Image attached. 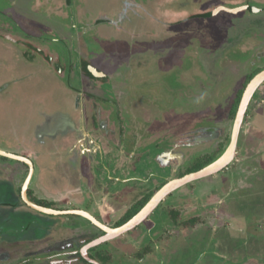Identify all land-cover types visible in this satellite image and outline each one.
<instances>
[{"label": "rangeland", "instance_id": "rangeland-1", "mask_svg": "<svg viewBox=\"0 0 264 264\" xmlns=\"http://www.w3.org/2000/svg\"><path fill=\"white\" fill-rule=\"evenodd\" d=\"M218 6L250 8L198 16ZM84 61L104 79L86 78ZM262 69L264 0H0V149L32 161L30 201L114 227L148 190L227 149L240 90ZM249 124L264 129V81L236 158L93 248L100 263L264 264V133ZM28 173L0 156V264L102 234L83 216L29 207Z\"/></svg>", "mask_w": 264, "mask_h": 264}, {"label": "water", "instance_id": "water-1", "mask_svg": "<svg viewBox=\"0 0 264 264\" xmlns=\"http://www.w3.org/2000/svg\"><path fill=\"white\" fill-rule=\"evenodd\" d=\"M224 9L226 11L235 13L238 12L241 9H247L248 6H240L237 8H227V7H219L215 9L217 11L218 9ZM37 51L40 53V49L37 48ZM49 58V57H48ZM50 59V58H49ZM88 72L93 76V77H104L105 74L102 73L101 71L97 70L95 67L88 65L87 66ZM264 81V69L260 70L258 73H256L250 81L246 84L238 107L237 111L235 113V118H234V123L232 127V132H231V138H230V143L227 147V149L216 159H214L212 162L208 163L204 167H202L199 170L184 174L183 176L176 177L174 179L168 180L166 183H164L154 194L153 196L148 200V202L133 216L131 217L127 222L123 223L120 226L117 227H110L105 223H102L98 219H96L92 214L85 210L81 209H71V210H58V209H53L47 206H42L39 204H36L32 201L29 200L28 198V188L29 184L32 178V174L34 171L33 163L30 159L13 154L10 152H6L4 150L0 149V155L9 157L12 159H16L18 161H21L29 166V173L21 187V198L22 200L31 208L36 209L38 211L44 212V213H49V214H74V215H80L83 216L87 219H89L94 225L102 229L104 232L102 235L92 239L91 241L87 242L85 245L82 246L81 248V255L86 259L88 262L93 263V264H101L99 261H97L94 258H91L87 250L89 248L95 247L105 241H109L111 239H114L116 237H119L123 235L124 233L128 232L129 230L137 227L140 225L143 221H145L148 216L154 212V210L157 208L159 203L162 202V200L165 199L172 191L175 189L190 183L192 181H195L199 178L212 175L214 173L219 172L220 170L225 169L234 159L235 153H236V148H237V143H238V138H239V133L240 129L242 127V123L244 120V117L246 116V112L249 106V103L258 89V87L263 83Z\"/></svg>", "mask_w": 264, "mask_h": 264}, {"label": "flooded vegetation", "instance_id": "flooded-vegetation-1", "mask_svg": "<svg viewBox=\"0 0 264 264\" xmlns=\"http://www.w3.org/2000/svg\"><path fill=\"white\" fill-rule=\"evenodd\" d=\"M219 7H225V6H218V7H216V9L217 8H219ZM214 8V7H213ZM250 7L248 6V8L247 9H249ZM212 10V9H211ZM221 10H224V9H222V8H220V9H218L217 11H221ZM242 10V9H241ZM215 11V9L212 11V12H210L209 13V11H204V12H201V13H199L198 14V16L199 17H207V16H209L210 14H213V12ZM226 11V10H225ZM240 11V10H239ZM229 12V11H228ZM230 13H232V12H230ZM88 66V65H87ZM91 75V74H90ZM105 77V76H104ZM104 77H93L92 75H91V78H88V79H90V80H99V79H101V78H103L104 79ZM252 78V77H251ZM246 86V85H245ZM244 90V89H243ZM28 192V191H27ZM28 194V193H27ZM31 199V198H30ZM102 230V229H101ZM104 232H102V234H103ZM101 234V235H102ZM100 236V235H99ZM18 241V240H17ZM89 242V241H88ZM86 244V243H85ZM96 247V246H95ZM81 249V248H80ZM80 249H78V250H73V249H71V250H68V251H65L64 250V252H62V253H57V252H54V253H49V254H40V256H39V252H41V251H43V250H41V248H39V252L38 251H34L35 252V254H32V257H29V258H27V257H25V259H23L22 260V262L20 263V264H59L60 263V261H61V259H62V262H63V260H66L65 262H63V263H61V264H79V262L80 263H82V264H93V263H90V262H88L86 259H84V257L81 255V250ZM93 247L92 248H89L88 250H87V253H88V255L91 257V258H94V259H96L97 261H99L98 259H97V257H96V254H97V252L96 253H93ZM41 250V251H40ZM45 250V249H44ZM29 251H33V250H29ZM63 257L65 258V259H63ZM67 259L69 260V261H67ZM84 262H83V261ZM100 262V261H99Z\"/></svg>", "mask_w": 264, "mask_h": 264}, {"label": "trees", "instance_id": "trees-1", "mask_svg": "<svg viewBox=\"0 0 264 264\" xmlns=\"http://www.w3.org/2000/svg\"><path fill=\"white\" fill-rule=\"evenodd\" d=\"M87 65H88V62L87 61H84L83 62V64H82V74L86 77V78H91V75H90V73L88 72V70H87ZM102 80H103V78H101ZM251 79V78H250ZM249 80V79H248ZM247 80V81H248ZM246 81V82H247ZM242 92H243V89L242 90H240V94H239V96H238V100H237V103H236V105H235V108H234V110H232L231 111V113H232V115L233 116H235V113H236V110H237V107H238V103H239V101H240V98H241V95H242ZM222 150V147H221V149L219 150V151H215V152H213L212 154H209V153H207V154H205L204 156H205V158H204V162H203V164L201 165V166H199L197 169H195V170H192V171H187V172H184V173H182V174H180V176H183L184 174H187V173H190V172H193V171H196V170H199V169H201L202 167H204L205 165H207L208 163H210V162H212L216 157H217V155L219 154V152ZM0 156H2V155H0ZM2 157H5V156H2ZM24 165H27V164H25V163H23ZM159 186H161V185H159ZM158 186V187H159ZM155 193V190L154 191H151V192H149V193H147L144 197H142L141 199H139L138 201H137V203L134 205V206H132L131 208H129L128 210H127V212L122 216V217H120V219L119 220H117V223H116V225H115V227H117V226H120V225H122L123 223H125V222H127L131 217H133L147 202H148V200L153 196V194ZM29 194V193H28ZM33 202H35L36 204H39V205H42V206H49V205H47V204H44L43 202H41V200H33ZM171 214H172V217H173V219L174 220H176V218H175V216H176V214H177V212L176 211H174V210H171V212H170ZM125 219V220H124ZM124 220V221H123ZM196 220H197V217H192L190 220H187V221H184V222H182L183 224H189V223H191V222H193L192 224H194L195 222H196ZM122 221V222H121ZM120 222V223H119ZM93 248H95V247H93ZM96 257H99L100 259H98L99 261H108V257L106 256H103V255H101V253H98L97 252V254H96Z\"/></svg>", "mask_w": 264, "mask_h": 264}, {"label": "crops", "instance_id": "crops-1", "mask_svg": "<svg viewBox=\"0 0 264 264\" xmlns=\"http://www.w3.org/2000/svg\"><path fill=\"white\" fill-rule=\"evenodd\" d=\"M252 128H250V129H253L252 130V132H251V135H252V137H255V138H258V139H260V137H262V134L264 133V129L262 128V127H260L259 125H252V124H249ZM258 149H259V151H260V148L258 147ZM134 153L133 152H130L129 153V155H133ZM238 154V152H237V148H236V153H235V158H236V155ZM40 155H44V154H40ZM39 172H38V176H42L43 174L45 175V173H43L40 169L38 170ZM40 173V174H39ZM51 176V175H50ZM40 180V179H39ZM170 180V179H169ZM164 183H166V182H164ZM164 183H161V184H159V185H163ZM39 185H40V182H39ZM41 186V185H40ZM43 186H45V191H51V192H56L55 193V195H57V190L55 189V188H51L52 190H49L48 188H47V186L44 184ZM161 186H159V188L161 187ZM42 187V186H41ZM43 188V187H42ZM158 189H155V192L157 191ZM154 191V190H153ZM149 192H151L150 190H148L147 191V193H149ZM146 193V194H147ZM145 194V195H146ZM145 195H142L139 199H141L142 197H144ZM138 199V200H139ZM137 200V201H138ZM220 200H218V202H219ZM160 204V203H159ZM152 214V213H151ZM195 217V216H194ZM115 227V226H114Z\"/></svg>", "mask_w": 264, "mask_h": 264}]
</instances>
